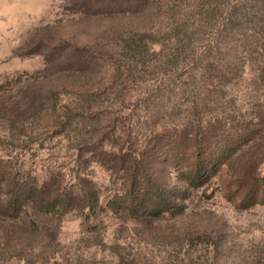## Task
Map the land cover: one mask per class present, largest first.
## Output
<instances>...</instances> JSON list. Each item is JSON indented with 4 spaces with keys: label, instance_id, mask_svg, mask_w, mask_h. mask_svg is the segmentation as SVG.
Listing matches in <instances>:
<instances>
[{
    "label": "rangeland",
    "instance_id": "374dc122",
    "mask_svg": "<svg viewBox=\"0 0 264 264\" xmlns=\"http://www.w3.org/2000/svg\"><path fill=\"white\" fill-rule=\"evenodd\" d=\"M1 175L0 264H264V0H0Z\"/></svg>",
    "mask_w": 264,
    "mask_h": 264
},
{
    "label": "trees",
    "instance_id": "16d2710c",
    "mask_svg": "<svg viewBox=\"0 0 264 264\" xmlns=\"http://www.w3.org/2000/svg\"><path fill=\"white\" fill-rule=\"evenodd\" d=\"M252 5L253 3L256 4L261 0H251ZM239 6V5H238ZM237 7V4L234 5ZM197 180V179H196ZM201 182L192 181V185L196 186L199 185ZM10 183V185H9ZM13 188L7 190L8 187ZM37 185H33L29 187L27 184L21 182L19 179H11L7 176H0V214L7 215L10 217H19L25 207L27 202L29 201L30 197H25L24 194H28V192L36 191ZM142 198L146 201V209L145 214H148L153 217L160 216L163 212L168 211L170 207L168 205L171 204L170 199H168L167 191L164 188H161L156 183L151 182L149 187L145 189V191L138 197ZM65 199L60 201V203L56 202H48L43 205L40 209L41 211L45 212H53L57 210V206L63 204ZM257 202V194L248 192L245 198L242 201V205L245 207L251 206ZM128 209H133L130 206H127Z\"/></svg>",
    "mask_w": 264,
    "mask_h": 264
}]
</instances>
